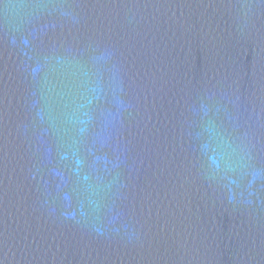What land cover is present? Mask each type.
Returning <instances> with one entry per match:
<instances>
[{
    "label": "water",
    "instance_id": "95a60500",
    "mask_svg": "<svg viewBox=\"0 0 264 264\" xmlns=\"http://www.w3.org/2000/svg\"><path fill=\"white\" fill-rule=\"evenodd\" d=\"M0 264H264V0H0Z\"/></svg>",
    "mask_w": 264,
    "mask_h": 264
}]
</instances>
